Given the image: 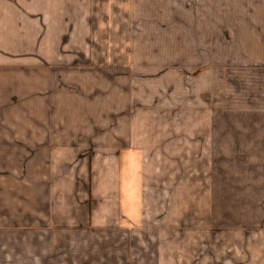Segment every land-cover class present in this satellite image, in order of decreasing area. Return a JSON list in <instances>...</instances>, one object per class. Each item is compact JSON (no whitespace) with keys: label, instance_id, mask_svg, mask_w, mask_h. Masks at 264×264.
<instances>
[{"label":"crops","instance_id":"1","mask_svg":"<svg viewBox=\"0 0 264 264\" xmlns=\"http://www.w3.org/2000/svg\"><path fill=\"white\" fill-rule=\"evenodd\" d=\"M62 17L87 41L67 68ZM96 64L129 75L84 79ZM146 113L184 126L142 128ZM236 150L264 152V0H0V264H254L158 241L170 229L142 212L172 199L141 193L168 154L201 169Z\"/></svg>","mask_w":264,"mask_h":264},{"label":"rangeland","instance_id":"2","mask_svg":"<svg viewBox=\"0 0 264 264\" xmlns=\"http://www.w3.org/2000/svg\"><path fill=\"white\" fill-rule=\"evenodd\" d=\"M80 11L79 8L63 6L61 9L62 16L68 15L65 12L80 14ZM73 26L72 33L68 34L69 24L62 17L61 64L65 68L73 61L83 60L84 57L80 51H87V41L83 38L82 31L84 25L76 23ZM100 45V49L101 47L103 49V42H100ZM96 56L98 59L105 58L104 54ZM110 58L114 63L121 61V58L116 55H111ZM95 68L102 71L91 72L82 78L88 81L103 80L107 84H114L117 80H125L129 75L127 70L122 71L121 67L115 64L108 66L96 64ZM96 108L95 111H99L98 107ZM158 116L160 119L154 120V114H142L141 127L152 126V123L161 127L169 124L176 127L184 126L179 117L173 116L171 120L164 115ZM94 123L105 125L107 121L98 120ZM214 157L213 167L187 169L183 168L184 165H175V158L173 160L168 154L166 176L142 177V195L153 192L172 194V199L167 200L142 199V212L146 211L144 223L157 228L170 229L168 230L170 232H162L157 238L158 241L173 239L190 242L199 239L207 242L214 239L216 255L243 256L252 258L254 264H262L263 260L258 259L264 257V152L236 150L231 153L222 152L219 156L215 154ZM206 159L210 163L213 156L209 155ZM189 171L194 174L187 176L186 172ZM186 177L187 183L184 180ZM196 177L204 178V181L196 183ZM149 180L153 182L150 183ZM142 235L144 233L141 234V239L145 241L151 239ZM151 241V245L147 242L148 255L156 245L154 240ZM180 250L181 248L173 247L174 253ZM167 252L170 254L169 249ZM205 254H207L206 248Z\"/></svg>","mask_w":264,"mask_h":264}]
</instances>
